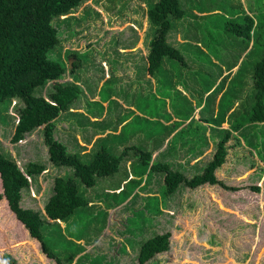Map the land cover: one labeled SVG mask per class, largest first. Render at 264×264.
<instances>
[{
    "label": "rangeland",
    "instance_id": "1",
    "mask_svg": "<svg viewBox=\"0 0 264 264\" xmlns=\"http://www.w3.org/2000/svg\"><path fill=\"white\" fill-rule=\"evenodd\" d=\"M151 1L87 0L67 20L54 21L62 42L51 53L52 58L77 62L75 72H67L61 81H79L83 89L70 112H62L57 118L55 136L70 152H82L79 146L86 148L84 152L91 151L93 145L86 140L105 137L109 131L99 132L77 117L82 113L80 107L97 112L100 104L95 99H109L112 94L110 99L115 101L110 105L108 116L109 102L103 103L108 118L129 116L135 110L131 104L138 107L136 117L124 127L117 140L122 146H115L113 153L119 155L126 146L132 145L146 151L160 145L162 151L166 146V150L171 148L169 153L154 152L153 161L166 163L169 168L192 177L203 170L195 167L199 162L193 160L196 164H191L192 158L191 161L186 158L183 146L191 134L187 129L174 133L175 125H170L176 120L180 125L186 121L194 109V101L198 103L203 89L215 78L221 82L223 76L237 71V66L232 72L222 70L223 65L236 62L248 45L247 38L235 32L234 24L243 22V8L252 15L262 12L264 0H181L187 15L177 23L181 30H174L172 26L168 41L180 50L183 60H165L155 76L147 71L152 34L147 6ZM263 52L264 37L260 50H248L243 55L231 92L243 87L241 92H251L253 97V69ZM46 91L43 90L45 96ZM212 100H209V109ZM22 104L19 100L0 102V151L16 158L21 167L30 161L48 166L49 170L33 179L30 189L24 191L21 203L24 208L43 212L53 194L54 179L68 178L74 172L71 167L56 166L50 161L43 126L17 143L11 141L19 118L18 107ZM106 116L103 113L94 121ZM170 117L172 120L168 122ZM249 126L246 131H251V138L257 142L253 153L264 160V122L257 129L253 124ZM204 143L202 138L198 146ZM134 152L132 149L124 156L116 173L98 177L93 187L82 185L78 179L81 193L92 202L91 207L79 208L65 222L62 233L56 231V236L50 239L51 251L63 264H70L71 259L72 264H139L143 243L166 231L172 234L170 249L146 264H264V166L254 167L251 162L257 161L247 152H230L225 165L234 167L235 172L226 173L222 179L221 174L225 172L220 170V179L234 188L226 189L221 184L195 189L180 186L178 192L166 197L164 172L150 173V168L144 171L139 154ZM189 152L197 156V150L189 147ZM92 155L82 159L89 162ZM246 158L250 161L245 162ZM129 174L137 181L142 178L143 182L122 203L120 200L134 186V182L121 183ZM118 186L122 188L115 189ZM255 186L260 190H255ZM123 187L127 191L122 196L115 194ZM3 191L0 177V193ZM156 207L160 208L156 210ZM9 209L8 200L7 205L0 201V264H8L5 255L9 253L17 258L18 264H57L42 252L39 240L33 238L31 242L27 228ZM47 227L44 224L42 231Z\"/></svg>",
    "mask_w": 264,
    "mask_h": 264
},
{
    "label": "trees",
    "instance_id": "2",
    "mask_svg": "<svg viewBox=\"0 0 264 264\" xmlns=\"http://www.w3.org/2000/svg\"><path fill=\"white\" fill-rule=\"evenodd\" d=\"M86 1L0 0V102L5 100L23 102L18 107L19 118L15 124L11 141L17 143L23 140L27 134L43 126V137L45 144L48 146L50 161L56 166L71 167L74 172V175L68 178L57 176L54 179L53 194L45 204V213L43 214L40 210L24 208L21 203L23 193L25 190L30 189L33 179L48 170L46 164L30 161L21 167L16 158L0 151V177L4 190L0 193V200L6 197L10 209L16 217L28 229L30 235L41 243L42 252L47 257L55 260L57 264H63V262L51 251L49 245L50 239L56 236V231L62 233L60 221H68L79 208L91 207L89 205L91 199L81 193L78 179L82 185L93 187L98 177L110 176L116 173L124 156L132 149L136 155L139 154L144 171L150 168V173L164 172V193L166 197L178 192L180 186L195 189L208 183L211 185L221 184L226 189L234 188L228 187L216 175V170L223 165L228 154L227 142L231 136V131L228 130L223 131L224 135L216 142L213 158L203 167L202 172L192 177L187 176L180 170L169 168L166 163L153 161L152 150L146 151L132 145L126 146L121 154H114L109 148V144L111 141L115 145L116 141L110 140V138L120 139L119 137H121L124 130L122 129L119 134L113 133L117 131V126L123 119L115 123L111 116L107 117L110 105L115 101L110 99L112 94L109 99L94 101L99 103L100 107L97 112H91L92 115L98 117V115L103 114L105 106L102 101H109L108 112L106 118L100 121L90 120L89 118V122L94 123L99 132H107L110 129L109 127L114 129L113 132H108L105 137H98L91 151L84 153L70 152L68 146L56 138L57 118L62 112H70V109L74 107L83 93V89L77 81H61L67 72L69 74L75 72L77 62H73L71 67L67 60L66 62H60L52 58L51 53L56 51L62 42L58 25L54 21L67 20ZM243 11L241 16L243 22L234 24L237 26L235 32L239 36H245L248 44L253 39L254 44L251 51H258L264 37V10L253 15L249 14L244 8ZM193 14H195L194 11ZM186 15L181 0H152L150 2L147 8V17L152 34L149 38L147 71L151 76H155L165 60H183L180 50L168 41V33L172 30V26H175L176 21L184 19ZM240 70L241 66L230 79L231 82L228 84L230 87L226 88L222 103L231 99L233 94L237 96L242 93L240 89L243 87L232 92L230 90L231 84ZM226 80L227 78L224 77L213 92L217 93L223 89ZM213 83H209V88ZM253 83L255 104L250 119L252 122H264V52L262 58L254 66ZM43 90H47V96L43 95ZM217 117L214 120L219 122ZM195 128L191 130L194 135L192 139L194 146L202 138L198 134L201 132V122H196ZM96 147H98L97 150ZM91 154L93 155L89 162L82 159V156ZM130 182H134L131 190L127 191V188L123 187L118 193L113 192L122 196L127 191L125 197L120 200L122 203L142 184L143 179L140 178L137 181L136 178H131L126 184ZM254 189L260 190L258 186H255ZM156 208L158 210L160 207ZM44 224L48 227L42 231ZM171 235V231H166L146 240L139 252V264H146L153 260L157 254L168 251L171 245ZM5 258L8 264H18L17 258L10 253L6 254ZM72 262L71 259L70 264Z\"/></svg>",
    "mask_w": 264,
    "mask_h": 264
},
{
    "label": "crops",
    "instance_id": "3",
    "mask_svg": "<svg viewBox=\"0 0 264 264\" xmlns=\"http://www.w3.org/2000/svg\"><path fill=\"white\" fill-rule=\"evenodd\" d=\"M147 8H148V6H147ZM196 13H198V12H196ZM147 19H148V17H147ZM181 22H182V20L176 21L174 30L175 29L176 30L177 29H179V30L182 29L181 25L177 26V23H181ZM179 30L177 32L178 34L180 33ZM251 42H253V43H251ZM253 44H254V40L251 39L249 44H248V46L244 49V51L242 52V54L240 55L238 60L236 62H234L233 64H230L231 67L223 65V69H222L223 72H227V71L228 72H232V69L234 67H236V66H237V70H238L239 67H240L239 63L241 62V59H242L243 55L248 50L251 52ZM235 73H233V75ZM233 75H231V74L229 75L228 74L227 77H225V78H227L225 86H224L223 89L219 90L217 93L216 92L214 93L213 91L216 88V86H218V84L220 83V81H218L219 79L218 80L216 79L214 83L212 82L213 84L210 86V88H209V85H208L205 89H203V94H202L200 100L198 101V103L194 101V103H193L194 104V109L189 113L188 116H186V121H184L180 125V124H178L179 121L176 120L173 124L170 125V126L175 125V129L172 130V132H174V133H179L181 131H184L185 129H187L189 131V133L191 134V135H189L190 138L187 140V142L183 146L185 151L187 152V157L186 158H189V161H191V158H192V161L190 162L191 164H196V162H199L198 163L199 166L197 165L198 167L197 166H195V167L196 168L200 167V170L203 169V167H205V165L212 159L211 158V159L207 160L208 159L207 157L210 158L211 157V153L215 152V150H216V145L215 144L224 135L223 131H225V130L231 131V136H230V138L228 140L229 142L231 140V143L227 142L228 143L227 144V146H228V154L226 156V160H227V157L230 155V152L236 153L237 151H240V152L242 151V152H247L249 154L250 158H252L255 161H257L256 163L251 162V164H253L254 167H258L259 165L260 166H264V160L259 159L258 156L255 153H253L254 147L257 144V142H255V139L253 137L251 138V136H253V133L251 131H246V129L250 128L249 125L253 124V125L256 126V129H257L258 128V124L262 123V122L257 123L255 121L252 122L251 119H250L251 118V113L253 111V106L255 104V99H254V97L251 96V92H249L247 94H244V92H242V94H239L237 96L233 94L231 99H228L226 102L222 103V100H223L222 97H224L223 94L227 90L226 88L230 87V86H228V84L231 82L230 81V79H231L230 77H233ZM220 76H221V74L219 76H217V77H220ZM223 79H224V76L221 79V81ZM77 82L80 83L79 81H77ZM211 96H213L212 97L213 100L211 101V106L212 107H211V109H209L208 108V103H209V100H210ZM96 97H98V95H96ZM95 101H97V100L95 99ZM102 103H104V102L102 101ZM104 104H106V103H104ZM131 107L133 109H135V110L134 111L128 110L127 112L132 111L129 114V116H126V117L125 116H120L119 118L114 120V121H116L115 123H117V121L123 119L122 122L121 121L119 122L120 124L117 126V131L113 132V129H114L113 127H109L110 129H108L107 131H109V132L112 131L115 134H119L122 129L124 130V127L131 120H134V118L136 117V114L138 113V107L137 106H135L134 104H131ZM80 109L82 110L81 111L82 113L78 114L77 117H79L82 121H86L87 125H93L94 127H96V125L94 123H90L89 122V118H90V120H94L97 117L92 115L89 110L84 109L83 107H80ZM103 113L106 116V112H103ZM139 116H141V115H139ZM216 116H218L217 118H218L219 122H216L214 120V119H216ZM151 117H153V116H151ZM206 119H208V120H206ZM171 120H172V118L170 117V119L167 120V121L170 122ZM197 121L201 122V126H202V131L200 132V134L199 133L198 134L200 135V137H202L205 140V143L202 146H198V143H199L198 142V143H195V147H193L194 146V141L192 139L194 138V135H193V133H191V130L195 128V124H196ZM125 123H127V124H125ZM226 126H228V127L225 128ZM135 133H139V132L136 131ZM78 138H79V141L82 143L80 134H78ZM91 139L92 138H89L88 140L85 139V140L88 143H90L91 146H92V145H94V141H96V140L93 139L91 141ZM110 140H115L116 141L115 145H113V143H111V141H110V144H109V148L113 152L115 151L114 150L115 146H122L121 143H117V140L115 138H113V139L110 138ZM235 141L237 143H235ZM254 143H255V145H254ZM164 147H165L164 150L162 149V151H161V145H160L159 148L153 150V153L154 152H158V155H161L162 152H168L169 153L171 148L168 149L169 150L168 151V150H166L167 147L166 146H164ZM189 147H190V150H193V151L197 150V152H195V153H196L197 156L200 157L198 160H197V158H195L197 156H194L193 154H191L189 152ZM196 147H199V148L196 149ZM78 148L83 150L82 153L84 151H86V148L84 146L83 147L79 146ZM158 155H156V156H158ZM252 159H251V161H252ZM193 160H196V162H194ZM200 160H202V161L200 162ZM205 160H207V161L205 162ZM245 160H246L245 162L250 161V159H248V158H246ZM127 161L129 162V161H131V159H127ZM202 162H204V164H202ZM131 164H133V162ZM225 164H226V161L223 163V165L221 167H219L216 170V175L218 176V179H220L222 177H223L222 179L226 178V173L232 172V175H233L234 172H235L234 167H231V166L225 165ZM244 165H245V163H244ZM234 166L236 168H240V166H237V165H234ZM220 170H224V172H225V173L221 174L222 177L220 175ZM228 176L229 175L227 174V177ZM131 177L134 178L135 176H132V174H129V176L127 178L123 179L121 183L124 184ZM204 185L214 186V185H211V184H208V183H206ZM204 185H202V186H204ZM119 187H122V186H118L115 189H119ZM3 198L0 201H3L7 205V200L5 199L6 197L4 199ZM35 210H37V209H35ZM10 211L13 214H15L12 210H10ZM44 213H45V210H43V214ZM60 222H61L62 227H63L65 222H62V221H60ZM20 223L22 224L21 221H20ZM28 235H30L29 231H28ZM30 240L32 242L33 238L30 239ZM33 244H34V242H33Z\"/></svg>",
    "mask_w": 264,
    "mask_h": 264
},
{
    "label": "water",
    "instance_id": "4",
    "mask_svg": "<svg viewBox=\"0 0 264 264\" xmlns=\"http://www.w3.org/2000/svg\"><path fill=\"white\" fill-rule=\"evenodd\" d=\"M72 64H73V60L71 59V60H70V65H71V67H72Z\"/></svg>",
    "mask_w": 264,
    "mask_h": 264
},
{
    "label": "clouds",
    "instance_id": "5",
    "mask_svg": "<svg viewBox=\"0 0 264 264\" xmlns=\"http://www.w3.org/2000/svg\"><path fill=\"white\" fill-rule=\"evenodd\" d=\"M18 219V218H17ZM19 220V219H18ZM19 222H20V220H19ZM28 230V229H27ZM29 234H30V232H29ZM31 236V235H30ZM32 237V236H31ZM33 238V237H32ZM36 239V238H35Z\"/></svg>",
    "mask_w": 264,
    "mask_h": 264
}]
</instances>
